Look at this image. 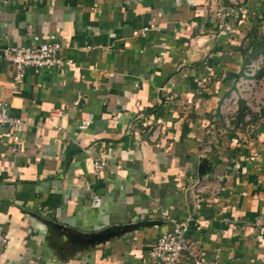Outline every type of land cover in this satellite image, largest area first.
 <instances>
[{
    "label": "crops",
    "instance_id": "obj_1",
    "mask_svg": "<svg viewBox=\"0 0 264 264\" xmlns=\"http://www.w3.org/2000/svg\"><path fill=\"white\" fill-rule=\"evenodd\" d=\"M254 29L264 0H0V50L58 43L70 63L16 85L0 51V102L25 122L17 151L0 143V264H152L179 221L198 259L264 264V69L242 120L219 112Z\"/></svg>",
    "mask_w": 264,
    "mask_h": 264
},
{
    "label": "built area",
    "instance_id": "obj_2",
    "mask_svg": "<svg viewBox=\"0 0 264 264\" xmlns=\"http://www.w3.org/2000/svg\"><path fill=\"white\" fill-rule=\"evenodd\" d=\"M227 1L229 5L239 9L245 4V0ZM131 2H133V0H123V3L126 5ZM60 50L61 46L58 43H44L32 48L7 46L3 47L0 51L2 60L13 66L14 83L17 85L23 81L24 70L27 68L58 71L63 67H69V61H65L59 56ZM262 69H264V54H259L252 58L242 71V76L238 78L235 89L223 98L219 112L225 123H230V121L235 119L239 111L240 102L247 100L245 92L251 90V79ZM88 124V121L83 122V127L88 126ZM4 130H6L8 133L6 135L10 138L12 151H17L18 146L21 145V136L25 130V122L20 118L10 116L6 103L0 102V143L4 137ZM208 133L207 131L206 134ZM152 138L153 141H155L154 136L151 135V139ZM210 143L211 142L207 140L205 148H209ZM250 160H254V158H250ZM105 166V158L93 160V168L96 173L101 171ZM195 187L199 191L204 189L202 184H197ZM163 219H167V217L164 216ZM186 232V221L174 222L173 228L170 231L161 233L151 246L148 252L149 261L152 264H179L181 259L187 256L191 260V264H226L214 261L205 262L198 259L196 254V242L187 239ZM6 244L7 238L5 234L0 231V257Z\"/></svg>",
    "mask_w": 264,
    "mask_h": 264
},
{
    "label": "trees",
    "instance_id": "obj_3",
    "mask_svg": "<svg viewBox=\"0 0 264 264\" xmlns=\"http://www.w3.org/2000/svg\"><path fill=\"white\" fill-rule=\"evenodd\" d=\"M248 48L251 49V55L257 56L259 54H264V34L259 32V29H254L249 34ZM246 51V50H245ZM246 114V108L243 106V103L239 105V111L236 118L242 120ZM59 198L56 196H50L43 203L46 207L54 209L58 204Z\"/></svg>",
    "mask_w": 264,
    "mask_h": 264
},
{
    "label": "rangeland",
    "instance_id": "obj_4",
    "mask_svg": "<svg viewBox=\"0 0 264 264\" xmlns=\"http://www.w3.org/2000/svg\"><path fill=\"white\" fill-rule=\"evenodd\" d=\"M254 57H255V56H254ZM254 57H253V58H254ZM246 66H247V65H246ZM246 66H245V67H246ZM245 67L243 68V70L245 69ZM243 70H242V71H243Z\"/></svg>",
    "mask_w": 264,
    "mask_h": 264
}]
</instances>
